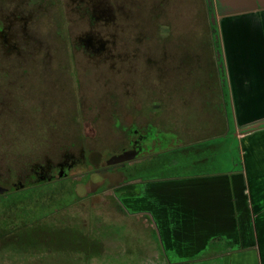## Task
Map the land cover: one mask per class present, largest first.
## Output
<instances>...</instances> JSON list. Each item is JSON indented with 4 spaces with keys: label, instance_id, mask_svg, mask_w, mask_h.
<instances>
[{
    "label": "flooded vegetation",
    "instance_id": "1",
    "mask_svg": "<svg viewBox=\"0 0 264 264\" xmlns=\"http://www.w3.org/2000/svg\"><path fill=\"white\" fill-rule=\"evenodd\" d=\"M69 1L68 8L60 5L62 14L54 16L60 20V25L57 26V54L43 50L35 54L28 51L16 53L10 48L3 51V42H9L11 36L10 39L5 38L10 35L8 27L3 30L0 23V37H4L0 40V69L6 72L0 77V132L4 125L10 124H32L33 131L25 136L29 141L28 145H24L18 154L20 158L26 156L27 162L20 165L8 162L1 164L0 157V186L5 188L0 196L24 193L47 185L68 186L74 194L76 185H85L91 174L103 176L102 183L106 184L110 180L107 174L115 172L120 183L113 188V194L109 197L110 204L115 202L117 211L130 210V214H138L151 220L154 217L151 210L154 204H158L162 182L242 171L244 148L242 140L236 137V128L243 126L236 124L234 137L240 145V170H235V167L232 171L213 168L203 163L205 157L197 160L202 162L199 165L179 164L175 167L172 166L174 159L165 160L169 162L154 161L153 158L175 152L179 147H173L169 141L164 143L169 134L161 133L155 126V112L160 108V104L151 103L150 112L147 114L142 110L137 111L135 116H130L129 124L125 121V115L119 114L117 110L124 98L136 93L137 78L141 74L149 73L154 74L156 78L160 77L162 59L160 53H157V48L160 51L161 43L156 40L153 52H145L141 47L144 37L128 38L137 39L136 47H130L122 39L123 25H132L139 22V18L143 19L146 9L143 0ZM157 1L160 0H152L149 7L153 5L159 8ZM0 5H4L6 13L13 16L12 21L21 22L20 31L23 25H31L35 16L39 21V17L45 16L52 7L51 12H55L58 7L54 0H0ZM206 7L209 15L208 5ZM210 8L213 9V5ZM65 11L71 16L74 31L69 32L70 23L68 24ZM134 16L136 20L132 21ZM140 23H143V20ZM210 27L213 34L211 24ZM20 36L22 37V33ZM31 40L33 48H40L37 44L42 43L41 41L34 37H31ZM217 49L220 51L219 44ZM215 66L217 93L220 94L224 111L227 107L225 105H230V100L229 94L227 99L223 95V90L227 91L228 81L221 54L219 59L216 57ZM106 109L108 110L104 113ZM84 122L86 126L91 122L106 125L111 132L119 133L121 140L118 147L114 151L99 150L91 141L92 134L82 130L81 123ZM65 123L71 124L72 130L67 129ZM115 123L122 125L123 129L118 127L113 130ZM35 125H40L36 133ZM226 126L228 129H224L217 137L226 138L230 135L229 124ZM104 137L107 139L110 133ZM212 139L216 138L192 144ZM129 149L136 152L132 159L109 162L111 156ZM145 160L152 164L146 165L141 171L129 174L122 170L127 165L132 166ZM145 172L152 174L145 176ZM140 199L151 204L152 208L132 209L130 205H138L137 201ZM46 222V217L40 219L39 228L35 231L29 230L27 238L33 237L41 246H45V239L47 242L51 239V231L60 234L64 230H72L75 235H80V230L67 229L64 226L51 228ZM11 232L1 233L0 252L10 249L24 252V249L29 247L28 244H22L19 237Z\"/></svg>",
    "mask_w": 264,
    "mask_h": 264
},
{
    "label": "rangeland",
    "instance_id": "2",
    "mask_svg": "<svg viewBox=\"0 0 264 264\" xmlns=\"http://www.w3.org/2000/svg\"><path fill=\"white\" fill-rule=\"evenodd\" d=\"M54 1L58 5L55 12H51L52 7L45 16L39 17V21L35 16L31 25L27 27L23 25L21 31L19 27L21 22L12 21L13 16L6 13L4 5H0L1 27L3 30L8 27L7 31L10 35L5 38L10 39L11 36L9 42H3V51L10 48L16 53L28 51L35 54L43 50L57 54L59 52L57 26L60 25V20L54 16L62 14L60 5H64L67 9L70 1ZM143 2L146 9L143 19L139 18V22L143 20V23L123 25L122 39L130 47H136L137 39L128 40V38L144 37L141 47L145 52H153L154 42L158 40L161 48L160 51L157 48V53H160L162 59L160 77L156 78L154 74L149 73L141 74L137 78L136 93L123 99L121 107L117 109L118 113L124 114L125 121L129 124L130 116H135L137 111L142 110L147 114L150 112L151 103L160 104V108L155 112L157 119L155 126L161 133L169 134L168 140L166 139L164 143L167 144L169 141L173 147H179L175 152L153 158L154 161L164 162L174 159L175 163L172 166H178L180 164L178 159L186 152L182 150L185 144L216 138L205 141L206 143L200 146L193 145L187 148V151L195 154L194 151L199 148L208 147L210 156L206 161L211 162L213 168L222 170L228 167L239 168L241 157L238 140L244 138L248 140V133L237 134L238 140H236L233 110L230 105H225L227 107L224 111L222 109L221 97L217 93L216 52L205 0H160L157 1L159 8L153 5L149 7L152 0H143ZM65 14L68 24L70 23L69 32L74 31L71 16L66 11ZM135 20L136 16L132 21ZM31 37L42 42L37 44L40 48H33ZM3 38L0 37V40ZM5 73L0 69L1 78ZM227 124L230 135L226 138L217 137L224 129H228ZM31 125H4L0 132L1 164L8 162L20 165L27 162L26 156L20 158L18 154L29 142L26 140V135L33 132ZM39 126L35 125L34 133L39 131ZM66 127L72 130L71 124L67 123ZM112 127L116 130L118 127L122 128V125L115 123ZM81 128L84 132L92 134L91 141L101 151L105 149L114 151L121 140L119 133L111 132L106 125L91 122L86 126L84 122L81 123ZM48 130L53 132L51 128ZM109 133L110 137L105 139L104 136ZM259 138L253 140L256 145L260 142ZM261 148H264V142ZM148 164L152 163L145 160L132 166L127 165L122 170L132 174L141 171ZM107 176L110 180L103 184V176L91 174L85 185H76L74 194L68 186L47 185L24 193L0 196V236L1 233L12 231L11 233L17 235L22 244L29 246L24 249L25 251L23 250L24 252L12 249H10L12 251L0 252V264H152L153 256L164 252L172 259L173 253L164 246L161 232L155 230L153 224L149 222L150 219L138 214H130V210L117 211L116 203L110 204L109 197L120 181L115 172ZM186 179L189 178L175 179V181L183 183ZM166 182L160 185L162 200L168 199L173 205L177 204L184 208L183 191L169 188L170 184ZM242 191L246 196L247 190ZM137 202L138 205H130L132 209L152 208L151 204L144 203L142 199ZM151 212L155 213L153 210ZM45 217L46 223L51 228L64 226L67 229L80 230V235H75L72 230L70 232L64 230L60 234L51 231L52 234L49 233L51 239L49 242L45 239V246H41V243L33 237L27 238V232L38 229L40 219ZM152 219L157 223L154 217ZM177 255L184 258L180 254Z\"/></svg>",
    "mask_w": 264,
    "mask_h": 264
},
{
    "label": "crops",
    "instance_id": "3",
    "mask_svg": "<svg viewBox=\"0 0 264 264\" xmlns=\"http://www.w3.org/2000/svg\"><path fill=\"white\" fill-rule=\"evenodd\" d=\"M211 2L235 124L264 120V4ZM247 137L242 171L166 182L183 191L184 208L158 193L149 222L173 257L156 253L152 264H264V126Z\"/></svg>",
    "mask_w": 264,
    "mask_h": 264
},
{
    "label": "water",
    "instance_id": "4",
    "mask_svg": "<svg viewBox=\"0 0 264 264\" xmlns=\"http://www.w3.org/2000/svg\"><path fill=\"white\" fill-rule=\"evenodd\" d=\"M221 1L223 3L229 4V5L231 4L232 6H234L233 8H235V7L239 8V6H253V5H255V0H221ZM258 1L262 4H264L263 0H258ZM206 3L208 6H211V4H212L211 0H206ZM209 16H210V24H211V26H214L215 25V16H214L213 12H210ZM214 31H215V29H213V32ZM214 39L217 40V34L214 35ZM216 57L218 59L220 58V51L218 49L216 50ZM263 126H264V120H261V121L255 122L253 124H249V125H246V126L239 128L238 134L242 135L244 133H249V132H252V131H254L258 128H261ZM135 155H136V152L134 150H130V149L129 150H123L120 153L111 156L109 159V162H112V163L113 162H115V163L122 162L125 160L132 159ZM4 190H5V188L0 186V193L3 192Z\"/></svg>",
    "mask_w": 264,
    "mask_h": 264
},
{
    "label": "trees",
    "instance_id": "5",
    "mask_svg": "<svg viewBox=\"0 0 264 264\" xmlns=\"http://www.w3.org/2000/svg\"><path fill=\"white\" fill-rule=\"evenodd\" d=\"M208 7H209V11L211 12L212 9L210 8V6H208ZM209 23H210V20H209ZM212 28L215 29V26H212ZM215 32L216 31H214V33L212 34V37L215 34H217ZM213 44H214V50L215 49L217 50V48H218V40H215L214 37H213ZM223 95H224V98L227 99L228 93H227L226 89L223 90ZM203 143H205V142H203ZM197 144H199V146H200L202 143H196L195 145H197ZM191 146H193V144H188V145H185L184 147H182V150H184L186 152H184L185 154H182L181 158L178 159L180 164H188V165L189 164H193L194 165V163H197L199 165L202 162H197V160L205 157L203 163L206 164V165L207 164L211 165V162H207L206 161V158H208V156H210L209 151H208L209 150L208 147H201L198 150L194 151L195 154H192L193 152L191 153L190 151H187V148H190ZM240 169H241V167L239 166V168H237L235 170H240ZM232 170H234V169L233 168L230 169V167H228V168L224 169L223 171H232ZM145 173H146L145 176H148V175L152 174V173H148V172H145ZM163 255L167 256L166 252H164Z\"/></svg>",
    "mask_w": 264,
    "mask_h": 264
}]
</instances>
